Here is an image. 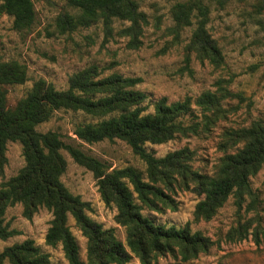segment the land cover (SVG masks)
I'll use <instances>...</instances> for the list:
<instances>
[{
	"label": "trees",
	"instance_id": "16d2710c",
	"mask_svg": "<svg viewBox=\"0 0 264 264\" xmlns=\"http://www.w3.org/2000/svg\"><path fill=\"white\" fill-rule=\"evenodd\" d=\"M74 12L61 14L56 22L61 34L102 21L111 32L115 19L128 22L121 34L129 45L138 48L148 24V16L137 0H65ZM0 11L13 18L18 31H30L36 18L33 0H0ZM210 8L203 0L178 2L172 8L173 18L181 25H193L190 49L201 60L220 66L224 58L215 38L208 30ZM194 19V20H193ZM27 68L16 61H0V174L7 163V143L22 144L25 165L0 186V238L18 233L5 222L9 206L22 203L23 215L32 218L40 207L52 213L46 243L61 245L69 264H157L161 256L172 255L189 260L207 252L212 240L188 226L156 224L144 210L163 212L176 209L173 194L178 189L194 190L203 196L196 204V220H210L233 196L241 208L248 197H254L250 177L264 165V119L248 126L228 128L221 147L225 154L214 174H204L191 164L193 152L182 148L157 157L146 149V143H163L177 134L209 130L221 119H227L234 107L223 103L241 92L231 91L218 80L216 90H205L193 101L191 97L168 102L162 97L154 102L153 112L143 103L147 94L136 86L140 77L118 73L102 76L96 65L73 73L65 89L40 78L15 105H8V86L24 83ZM202 109V120L186 124L182 117L192 104ZM81 111L97 121L79 122L74 134L82 141L94 143L116 138L126 141L146 164L145 172L133 166L112 168L80 146L66 142L56 130L39 131L57 110ZM232 149L231 151H228ZM66 150L74 161L94 173L99 192L107 205L117 209L116 222L126 228L127 243L90 217V204L65 185L62 176L67 169ZM73 216L87 238V259L80 257V246L68 224ZM137 258L139 263H133ZM52 264L50 255L33 239L6 246L0 251V264Z\"/></svg>",
	"mask_w": 264,
	"mask_h": 264
},
{
	"label": "rangeland",
	"instance_id": "374dc122",
	"mask_svg": "<svg viewBox=\"0 0 264 264\" xmlns=\"http://www.w3.org/2000/svg\"><path fill=\"white\" fill-rule=\"evenodd\" d=\"M33 1L36 18L30 31L16 30L13 18L0 11V61L16 60L27 68L24 83L7 87L8 105H15L40 78L58 89H65L73 73L90 65H96L102 76L118 73L140 77L142 81L136 88L147 94L143 103L146 112H153L154 102L162 97L168 102L186 97L194 101L203 91L216 90L217 81L223 80L231 91L245 96L243 101L233 97L223 103L235 108L227 119H221L209 130L177 134L163 143H146V149L157 157L188 147L193 152V168L204 174H214L225 154L221 142L226 129L248 126L254 120L264 119V0H203L210 8L208 30L224 58L220 66L201 60L190 49L196 25L179 26L173 18V6L189 0H137L140 10L148 16L138 48L130 47L129 38L121 34L128 22L115 19L111 32H106L99 21L61 34L57 18L74 10L65 0ZM182 120L186 124L200 122L201 107L193 103L191 111ZM90 121H97V118L81 111L61 109L37 128L42 132H60L66 142L80 146L111 169L133 166L145 172V162L126 141L116 138L87 143L77 138L74 134L76 124ZM62 152L67 159V169L62 176L65 185L89 202L87 213L92 219L105 229L114 228L117 238L126 244V228L116 222V207L103 201L94 173L76 163L66 150ZM6 156L0 186L25 165L23 147L18 141L7 143ZM250 184L254 197H248L239 208L231 196L210 220L195 219V206L203 196L191 189H178L173 194L176 209L144 210V215L156 224L188 226L192 232L200 231L213 242L207 252L196 258L185 261L180 256L167 255L161 256L157 264H264V165L250 177ZM51 219L52 213L46 207H40L32 218H27L23 215L22 203L9 206L5 222L18 233L7 239L0 238V251L6 246L33 239L50 255L52 264H69L60 244L46 243ZM68 224L80 246V257L85 261L87 238L71 215ZM132 262L139 263V260L134 258Z\"/></svg>",
	"mask_w": 264,
	"mask_h": 264
}]
</instances>
